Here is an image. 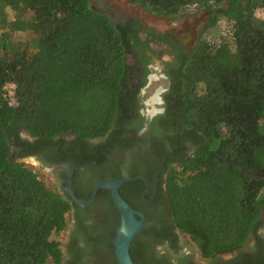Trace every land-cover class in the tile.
<instances>
[{
  "label": "trees",
  "instance_id": "1",
  "mask_svg": "<svg viewBox=\"0 0 264 264\" xmlns=\"http://www.w3.org/2000/svg\"><path fill=\"white\" fill-rule=\"evenodd\" d=\"M126 1L169 20L190 7L206 14L162 96L164 128L176 124L175 136L193 147L161 181L167 219L201 260L233 255L216 264H264V0ZM220 20L228 41L206 42L203 33ZM138 35L88 0H0V264H61V235L78 208L16 160L73 163L71 145L86 146L125 123L135 78L126 56L139 58ZM66 133L72 142L60 138ZM136 184H122L119 197ZM144 220L155 226L149 235L166 231L163 218ZM139 240L137 234L129 244L133 264H168L152 259Z\"/></svg>",
  "mask_w": 264,
  "mask_h": 264
},
{
  "label": "flooded vegetation",
  "instance_id": "2",
  "mask_svg": "<svg viewBox=\"0 0 264 264\" xmlns=\"http://www.w3.org/2000/svg\"><path fill=\"white\" fill-rule=\"evenodd\" d=\"M205 15L204 13L203 16ZM105 17L114 25L131 23L139 31L142 45L139 58L135 59L136 52L126 56V63L135 74L130 88L134 111H129L125 123L117 126L115 131L111 130L105 137L91 140L86 146L71 145L73 163L44 164L38 158H33L39 167L50 168L49 175L59 194L67 195L65 189L69 181V188L78 199L74 198L80 201L88 200L94 186L105 179L117 180L132 176L130 179L139 184L120 189V195L128 201L133 211L142 215V225L136 233L140 234L138 246L152 259L168 264H216L218 259H229L233 255L201 260L198 254L186 248L185 235L178 233L167 219L162 199L164 194L161 181L169 169L176 167L193 148L190 142L183 140L180 132L175 136L176 124L170 123L168 129L164 128L167 122L162 119V96L168 89V75L172 73L176 57L189 54L195 45L196 28L201 25L202 15L189 21L183 20L179 24L145 11L140 18ZM159 79L164 86H158L152 97H146L151 82ZM154 98L157 101H153ZM22 135V138L28 139L25 134ZM60 138L65 143H70L74 140V135L66 133ZM112 142L114 145L110 147ZM75 168L81 169L74 170ZM69 169H72V173L68 179ZM99 190L102 192L96 195ZM99 190L88 206L78 207L75 204L78 210L69 211V225L66 224L61 235V264H114V260L116 261L112 240L118 225L113 218L118 212L109 192ZM144 216L157 220L163 218L166 231L160 236L157 233L149 235L150 229L155 226L152 222L145 223ZM117 218L119 220V215ZM252 245L253 241L249 240L241 251L244 252Z\"/></svg>",
  "mask_w": 264,
  "mask_h": 264
},
{
  "label": "rangeland",
  "instance_id": "3",
  "mask_svg": "<svg viewBox=\"0 0 264 264\" xmlns=\"http://www.w3.org/2000/svg\"><path fill=\"white\" fill-rule=\"evenodd\" d=\"M89 7L94 11H103L109 18H117L121 19L123 17H136L140 18L141 14L143 13V10L129 4L126 0H88ZM195 12V13H194ZM202 15L201 25L196 28L197 34L200 32L204 27L205 22V16L204 13H199L198 11L194 10V8L190 7L187 9V11L183 12L182 17L177 18L175 23L179 24L183 20H191L194 17H198ZM261 14L259 12H256V16H260ZM14 37L16 39H24L27 38V34L24 33H15ZM202 38L209 43H218L224 38L226 41H228V36L226 35V26L224 25L223 21H218L216 24L215 29L212 31H206L203 33ZM164 58V57H163ZM155 74V73H153ZM158 86H164V83L159 79L157 82H151L150 88L146 94V97L150 98L152 97ZM9 90V88H8ZM24 136V135H22ZM20 159H17L16 161H19ZM23 163L27 166L31 167L37 175L45 182V184L48 187H52L54 189H57L56 186L53 185L52 178L49 175V171L46 169V167H39L38 164L32 161V159L23 160ZM261 220L264 221V211L261 217ZM69 222H67V225ZM260 234L264 237V226L259 230ZM185 241L184 245L186 248L192 250L195 254H198L195 250L192 243L188 240L187 236H184Z\"/></svg>",
  "mask_w": 264,
  "mask_h": 264
},
{
  "label": "water",
  "instance_id": "4",
  "mask_svg": "<svg viewBox=\"0 0 264 264\" xmlns=\"http://www.w3.org/2000/svg\"><path fill=\"white\" fill-rule=\"evenodd\" d=\"M99 14L103 15L104 17L106 14L103 11H97ZM32 159L36 164V160L33 157L23 158L17 162L23 163V160ZM46 169L50 171V168ZM81 168H75L74 170H78ZM72 173V169L68 170V179L70 178ZM133 179L130 178H120L117 180L114 179H105L100 183L96 184L92 190V193L88 200L80 201L74 198L72 191L69 188L70 182L68 181L67 187L65 189L70 201L76 204L78 207H86L88 206L97 190L105 189L109 192L112 204L115 210L118 212L119 215V222L115 230V235L112 240L113 252L116 259L117 264H133L128 255V248L131 240L136 235L137 231L142 225V215L133 211L118 195L117 189L118 187L123 184L132 181ZM260 216V219L262 217Z\"/></svg>",
  "mask_w": 264,
  "mask_h": 264
},
{
  "label": "bare ground",
  "instance_id": "5",
  "mask_svg": "<svg viewBox=\"0 0 264 264\" xmlns=\"http://www.w3.org/2000/svg\"><path fill=\"white\" fill-rule=\"evenodd\" d=\"M153 101H157V99H156V98H154V99H153ZM32 161H33V160H32ZM33 162H34V161H33Z\"/></svg>",
  "mask_w": 264,
  "mask_h": 264
}]
</instances>
